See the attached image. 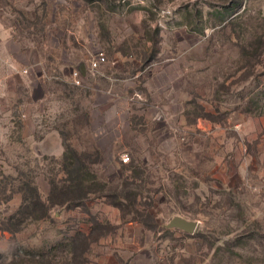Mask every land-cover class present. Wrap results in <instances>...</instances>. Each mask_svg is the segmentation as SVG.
Listing matches in <instances>:
<instances>
[{
    "label": "rangeland",
    "instance_id": "374dc122",
    "mask_svg": "<svg viewBox=\"0 0 264 264\" xmlns=\"http://www.w3.org/2000/svg\"><path fill=\"white\" fill-rule=\"evenodd\" d=\"M0 17L52 47L44 83L10 68L0 264H264V0H0Z\"/></svg>",
    "mask_w": 264,
    "mask_h": 264
},
{
    "label": "crops",
    "instance_id": "0c3cea01",
    "mask_svg": "<svg viewBox=\"0 0 264 264\" xmlns=\"http://www.w3.org/2000/svg\"><path fill=\"white\" fill-rule=\"evenodd\" d=\"M17 26L6 25L0 17V124H2L1 121L4 118H12L14 111L10 102L14 99L13 95L15 92L12 90V80H14L16 74L12 70H17L18 67H30L32 72L34 71L33 74L41 80L40 69L47 64L45 51L52 52V47L48 43V36L42 40V43L40 41H28ZM79 71L83 81L88 84V68L80 65ZM25 79L26 77L22 76L23 82L26 81ZM41 81L44 83V79ZM94 86L96 93L99 88H97L96 84ZM34 87L35 81L30 80L28 86H26L27 93L33 91Z\"/></svg>",
    "mask_w": 264,
    "mask_h": 264
},
{
    "label": "trees",
    "instance_id": "16d2710c",
    "mask_svg": "<svg viewBox=\"0 0 264 264\" xmlns=\"http://www.w3.org/2000/svg\"><path fill=\"white\" fill-rule=\"evenodd\" d=\"M80 162V161H79ZM82 166L79 168V171H83L85 168L84 164H81ZM83 180L79 179V177H74V178H71L68 180V183L69 185L65 187L66 191H71V190H80V193L77 194L78 196H76L77 199H81L82 197H86L88 194L90 193H93L92 190H84V186H83ZM82 196V197H81ZM138 197V196H137ZM35 201H34V204L36 206V210L38 208V206L41 207L42 209V213H43V217L44 216H47L48 214V211L50 210V207L47 205L44 204V202L41 200L39 194H38V191L36 192V195H35ZM118 201V199L116 200ZM117 204H114L116 207H118L119 209H122V203L121 202H115Z\"/></svg>",
    "mask_w": 264,
    "mask_h": 264
},
{
    "label": "built area",
    "instance_id": "2783aa9c",
    "mask_svg": "<svg viewBox=\"0 0 264 264\" xmlns=\"http://www.w3.org/2000/svg\"><path fill=\"white\" fill-rule=\"evenodd\" d=\"M106 63V57H105V54L103 52H100L98 53L93 59L90 60V63H89V68L90 70H96V69H99L100 66L102 64ZM79 73L80 71H76L74 73V83L76 85H81V77H79ZM129 160V158L127 157H124L123 161L124 162H127Z\"/></svg>",
    "mask_w": 264,
    "mask_h": 264
},
{
    "label": "water",
    "instance_id": "95a60500",
    "mask_svg": "<svg viewBox=\"0 0 264 264\" xmlns=\"http://www.w3.org/2000/svg\"><path fill=\"white\" fill-rule=\"evenodd\" d=\"M171 225L174 226V227L182 228V229H184L186 231H189V232H193L196 229V227H197V224L196 223L189 222V221H186V220L181 219V218L175 219L171 223Z\"/></svg>",
    "mask_w": 264,
    "mask_h": 264
}]
</instances>
